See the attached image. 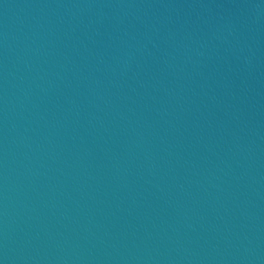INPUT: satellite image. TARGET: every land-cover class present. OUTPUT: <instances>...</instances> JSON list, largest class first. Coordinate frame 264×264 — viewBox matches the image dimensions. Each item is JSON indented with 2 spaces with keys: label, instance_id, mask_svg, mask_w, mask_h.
I'll use <instances>...</instances> for the list:
<instances>
[{
  "label": "water",
  "instance_id": "water-1",
  "mask_svg": "<svg viewBox=\"0 0 264 264\" xmlns=\"http://www.w3.org/2000/svg\"><path fill=\"white\" fill-rule=\"evenodd\" d=\"M0 264H264V0H0Z\"/></svg>",
  "mask_w": 264,
  "mask_h": 264
}]
</instances>
